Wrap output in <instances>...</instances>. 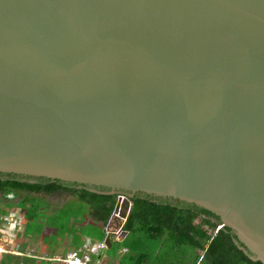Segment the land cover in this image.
Returning <instances> with one entry per match:
<instances>
[{"label":"water","instance_id":"obj_1","mask_svg":"<svg viewBox=\"0 0 264 264\" xmlns=\"http://www.w3.org/2000/svg\"><path fill=\"white\" fill-rule=\"evenodd\" d=\"M0 173L204 207L264 264V0H0Z\"/></svg>","mask_w":264,"mask_h":264},{"label":"trees","instance_id":"obj_2","mask_svg":"<svg viewBox=\"0 0 264 264\" xmlns=\"http://www.w3.org/2000/svg\"><path fill=\"white\" fill-rule=\"evenodd\" d=\"M0 189L71 193L72 198L86 204L89 218L80 205H71V199L53 211L54 219L49 221L53 226L47 227L52 236L46 245L50 249L47 254H55L58 238L70 235L73 250L80 256L84 255V249H79L85 241L90 244L104 241V249L87 252L94 260L100 259L101 253L113 257L123 249L114 264H263L251 258L252 252L229 226L218 227V215L194 203L133 193L130 195L132 205L122 226V235H125L115 239L114 233L107 234L104 228L114 210L118 191L92 190L83 184L47 178L36 182L0 178ZM39 201H42L40 197L28 194L19 202L25 224H33L36 231L42 227L37 217L41 209ZM64 219L66 224L62 222ZM22 258L4 254L0 264H26ZM40 263L50 264V261L40 260Z\"/></svg>","mask_w":264,"mask_h":264},{"label":"rangeland","instance_id":"obj_3","mask_svg":"<svg viewBox=\"0 0 264 264\" xmlns=\"http://www.w3.org/2000/svg\"><path fill=\"white\" fill-rule=\"evenodd\" d=\"M41 195H42L41 198L43 199V201H39V205L41 209L37 217L41 220L42 227L38 231H36L35 226L33 224L24 225L23 223L22 226H24L23 228H25V231L23 233H20L21 232V228H20L21 218L17 216L19 215L18 212L13 211L16 216L9 223V227H13V226H18V227H16L17 229L16 231L15 229L9 230L12 228H9L8 230L6 229L7 232H5L0 238V257L1 255H4V254L20 255L21 257H23L22 255H45V253L46 254L49 253L50 249L46 248V245L48 244V240L51 239L52 236L50 235V231L48 232L47 227L53 226V225H50L51 222L49 221H52V219H54L52 216L54 215L53 211H56L61 205V203L65 202L68 199H71L69 200L71 205L72 204L78 205V206L80 205L83 208L84 212L87 214V215L85 214L86 217L90 216L88 212V208L86 207V204L75 197L72 198L73 196L71 193H62V194H54V195L41 193ZM45 214L47 215L50 214V217H47V215ZM47 218H48V221L46 220ZM39 219L37 222H40ZM54 222L58 223L57 219H55ZM62 222L66 224V219H64V221ZM119 233L120 232H118L117 234H114L115 239L116 238L122 239V236H120ZM96 242H99V241H96ZM101 242H104V241H101ZM53 247H54V244H53ZM54 249H55L54 253H58L57 256H60V257H66L68 256V254L72 253L73 247L70 243V235H65L63 237L58 238V243L57 245H55ZM82 249H84V254H86V255H81V257L84 260L89 262L91 259H93L87 253L89 252V250L86 247V245L84 247H81L79 250H82ZM121 251H123V249L119 250L118 254L113 257H109L108 255H106L105 257L104 256L105 254L103 255V253H101L100 255H103V257L106 258L105 259L106 261H109L112 264H114L117 261L119 253H121ZM103 257H101V259H98V260L93 259L95 261L93 262L94 263L103 262L102 261ZM24 258L26 259L27 257L22 258L23 261H26ZM38 262L40 261L36 259H34L33 261V263L35 264H39ZM58 263H62V262H58Z\"/></svg>","mask_w":264,"mask_h":264},{"label":"flooded vegetation","instance_id":"obj_4","mask_svg":"<svg viewBox=\"0 0 264 264\" xmlns=\"http://www.w3.org/2000/svg\"><path fill=\"white\" fill-rule=\"evenodd\" d=\"M0 178H10V179H19L21 181H28V182H36V181H40L43 180L45 178L42 177H31V176H25V175H18V174H13V173H0ZM41 193L43 192H30L27 193L26 191H22V190H10V191H5V190H1L0 189V238L2 237V235L7 232L6 229L8 230H17L16 227L18 226H13V227H9V223L11 222V220L13 218H15V214L14 212H18L19 218L20 219V228H21V232L23 233L25 231V228H23L25 224L23 216L21 214L22 212V207L19 205V202H21V199L26 196V195H31V196H38L40 197V200L43 201V199L41 198ZM44 194H53L54 193H44ZM26 205H28V202L25 203ZM14 211V212H13ZM8 225V226H6ZM19 231V230H18ZM17 231V232H18ZM9 234V233H7ZM3 241V240H2Z\"/></svg>","mask_w":264,"mask_h":264},{"label":"built area","instance_id":"obj_5","mask_svg":"<svg viewBox=\"0 0 264 264\" xmlns=\"http://www.w3.org/2000/svg\"><path fill=\"white\" fill-rule=\"evenodd\" d=\"M89 252L97 253L98 251L104 249V242H96L92 244L86 245ZM57 255V254H55ZM86 255V254H84ZM51 261L54 262H62V264H90L88 261L84 260L79 254L77 250H73L72 253L68 254L66 257L55 256L50 258Z\"/></svg>","mask_w":264,"mask_h":264},{"label":"crops","instance_id":"obj_6","mask_svg":"<svg viewBox=\"0 0 264 264\" xmlns=\"http://www.w3.org/2000/svg\"><path fill=\"white\" fill-rule=\"evenodd\" d=\"M86 242V241H85ZM83 243V245H82V247H84L85 245H88V244H90V242L87 240V244L86 243ZM55 254H58V253H55ZM55 254H46L45 253V255H22L23 257H27L25 260H26V264H31V263H33V261H34V259H36V260H48V261H50V264H62V263H58V262H54V261H51L50 260V258H53V257H55V256H57V255H55ZM105 257H106V255H104ZM102 257H103V255H102ZM105 257H103V262H102V264H112L111 262H109V261H106L105 259ZM101 259V258H100ZM95 262V261H94ZM93 261H89V263L90 264H100L99 262H97V263H94ZM39 264H41L40 262H38ZM33 264H35V263H33Z\"/></svg>","mask_w":264,"mask_h":264},{"label":"clouds","instance_id":"obj_7","mask_svg":"<svg viewBox=\"0 0 264 264\" xmlns=\"http://www.w3.org/2000/svg\"><path fill=\"white\" fill-rule=\"evenodd\" d=\"M114 234H117V233H114Z\"/></svg>","mask_w":264,"mask_h":264}]
</instances>
